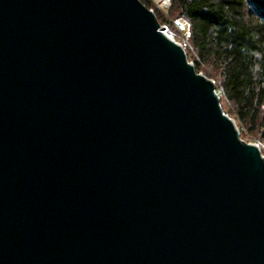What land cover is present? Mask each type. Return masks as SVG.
I'll use <instances>...</instances> for the list:
<instances>
[{
    "label": "water",
    "instance_id": "water-1",
    "mask_svg": "<svg viewBox=\"0 0 264 264\" xmlns=\"http://www.w3.org/2000/svg\"><path fill=\"white\" fill-rule=\"evenodd\" d=\"M0 264H264L262 149L142 0H0Z\"/></svg>",
    "mask_w": 264,
    "mask_h": 264
},
{
    "label": "trees",
    "instance_id": "trees-1",
    "mask_svg": "<svg viewBox=\"0 0 264 264\" xmlns=\"http://www.w3.org/2000/svg\"><path fill=\"white\" fill-rule=\"evenodd\" d=\"M153 9L149 0H142ZM186 25L190 61L197 71L216 78L223 108L241 137L247 135L264 153V20L247 0H169L168 19ZM170 30L175 29L174 25ZM245 131V132H244ZM263 147V148H262Z\"/></svg>",
    "mask_w": 264,
    "mask_h": 264
},
{
    "label": "rangeland",
    "instance_id": "rangeland-1",
    "mask_svg": "<svg viewBox=\"0 0 264 264\" xmlns=\"http://www.w3.org/2000/svg\"><path fill=\"white\" fill-rule=\"evenodd\" d=\"M149 1H150L151 5L153 6V9H156V10L158 9V11L160 13L164 14V16L166 18L171 19L169 14H168L169 2L167 0H149ZM172 23L175 27V29H172V30H170V28H173V27H171L173 25H170L166 21H162L161 25L167 26L168 29L171 31V36L174 37L178 42L183 43L185 45V49L187 48V49H190L192 51V49L190 48L189 42H187L188 39H187V35H186V29H187L186 23L181 19H173ZM213 79L215 80L216 78H213ZM222 103L225 105L224 100L221 101V104ZM247 135H248V133H247ZM247 135H243V138L247 141H250V139H249V137H247ZM251 142H254V141H251Z\"/></svg>",
    "mask_w": 264,
    "mask_h": 264
},
{
    "label": "built area",
    "instance_id": "built-area-1",
    "mask_svg": "<svg viewBox=\"0 0 264 264\" xmlns=\"http://www.w3.org/2000/svg\"><path fill=\"white\" fill-rule=\"evenodd\" d=\"M168 2H169V0H167ZM168 4V3H167ZM165 29H166V31L171 35V31L168 29V27L167 26H165ZM187 42H188V40H187ZM181 43V42H180ZM181 44H183V43H181ZM184 45V44H183ZM184 47H185V45H184ZM257 143V142H256Z\"/></svg>",
    "mask_w": 264,
    "mask_h": 264
}]
</instances>
